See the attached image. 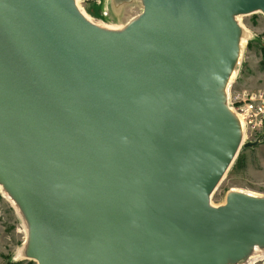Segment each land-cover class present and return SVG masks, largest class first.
I'll use <instances>...</instances> for the list:
<instances>
[{
	"label": "water",
	"instance_id": "obj_1",
	"mask_svg": "<svg viewBox=\"0 0 264 264\" xmlns=\"http://www.w3.org/2000/svg\"><path fill=\"white\" fill-rule=\"evenodd\" d=\"M142 4L115 31L75 0H0V183L38 264H227L264 245V197L210 203L242 144L217 94L237 15L264 0Z\"/></svg>",
	"mask_w": 264,
	"mask_h": 264
},
{
	"label": "rangeland",
	"instance_id": "obj_2",
	"mask_svg": "<svg viewBox=\"0 0 264 264\" xmlns=\"http://www.w3.org/2000/svg\"><path fill=\"white\" fill-rule=\"evenodd\" d=\"M80 4L94 24L105 28L116 22L126 25L129 22L126 7L136 10L133 19L143 10L142 0H81ZM239 20L248 38L234 68L237 73L229 87L233 95L264 90V14L253 12ZM252 131L247 139L260 142L249 148L241 144L236 158L210 196L213 206L223 205L232 191H248L264 197V127ZM27 233L29 236L22 212L0 189V264H38L21 253L27 244ZM252 264H264V258Z\"/></svg>",
	"mask_w": 264,
	"mask_h": 264
},
{
	"label": "bare ground",
	"instance_id": "obj_3",
	"mask_svg": "<svg viewBox=\"0 0 264 264\" xmlns=\"http://www.w3.org/2000/svg\"><path fill=\"white\" fill-rule=\"evenodd\" d=\"M116 1L117 2H120V0H116ZM80 2H81V0H75V3L77 5V7L79 8V11L81 12V14L88 21H90L91 23H93L91 21V19L89 18V16L87 15V13H86L87 11L85 12L84 11V8L81 7ZM142 6H143V4H142ZM135 11L136 10L132 9L131 7H126L125 13H126L127 19H129V22L128 23H130L132 20H134L133 19V16H134L133 14H134ZM243 15L244 14H238L237 15V21H238V23L240 24V26L242 28V34H241V37H240V53L239 54H241V51H242L243 47L245 46L246 40L248 38L247 30L246 29L244 30V26L242 25V23L239 20V17H241ZM116 19H117V17H115V20L114 21H117ZM128 23L126 25H123V24H118L116 22L110 28H105V27H101V26H99V27L104 28V29H108V30L118 31V30L124 29L128 25ZM236 73H237V70L234 69L233 72H232V74H231V76L221 85V87L217 91V94L222 99H224V97H226V104H227V106H228L227 99L229 97V91H230L229 90L230 89L229 87H230V84L232 83L233 79H235ZM0 189L4 192V195L7 198L10 199V201L15 205V207L19 211L22 212L20 205L17 203V201L13 198V196L9 193V191L1 183H0ZM248 193L253 194L251 192H248ZM211 205H212V203H211ZM25 225H26V230L28 232L29 231V228H28V222H27V219L26 218H25ZM26 239H27V242H28V239H29L28 233H27ZM26 245H25V247H26ZM25 247H24V249L21 250V253L24 254V255H25V251H26V248ZM263 258H264V245L254 244V246H252L249 249V251L246 253V255L244 256V258H242V259H240L238 261H232V260H230L227 264H252V263L256 262L257 260H260V259H263Z\"/></svg>",
	"mask_w": 264,
	"mask_h": 264
},
{
	"label": "built area",
	"instance_id": "obj_4",
	"mask_svg": "<svg viewBox=\"0 0 264 264\" xmlns=\"http://www.w3.org/2000/svg\"><path fill=\"white\" fill-rule=\"evenodd\" d=\"M230 91L227 103L240 123L243 144L250 141L247 139L250 131L264 127V90L243 91L235 95Z\"/></svg>",
	"mask_w": 264,
	"mask_h": 264
}]
</instances>
